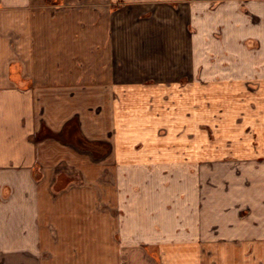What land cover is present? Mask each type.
I'll list each match as a JSON object with an SVG mask.
<instances>
[{"label":"crops","instance_id":"1","mask_svg":"<svg viewBox=\"0 0 264 264\" xmlns=\"http://www.w3.org/2000/svg\"><path fill=\"white\" fill-rule=\"evenodd\" d=\"M0 264H264V0H0Z\"/></svg>","mask_w":264,"mask_h":264},{"label":"rangeland","instance_id":"2","mask_svg":"<svg viewBox=\"0 0 264 264\" xmlns=\"http://www.w3.org/2000/svg\"><path fill=\"white\" fill-rule=\"evenodd\" d=\"M45 1H46V3H47L48 6H54L56 8L59 7L60 4H62V2H63V0H45ZM78 124H79L78 121H75V122L72 123V125H75V126H77ZM211 138H212V136H211ZM94 144H95V149L98 151L99 156L100 155H105L110 150V148L108 146L109 143H107V142L106 143H103V142L99 141V143H94ZM216 165L217 164H211V170H213L212 168L214 166H216Z\"/></svg>","mask_w":264,"mask_h":264}]
</instances>
